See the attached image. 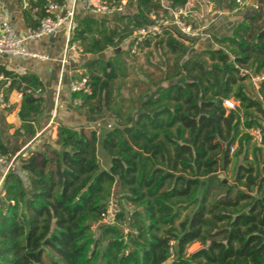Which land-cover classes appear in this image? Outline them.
Here are the masks:
<instances>
[{
	"label": "trees",
	"instance_id": "trees-1",
	"mask_svg": "<svg viewBox=\"0 0 264 264\" xmlns=\"http://www.w3.org/2000/svg\"><path fill=\"white\" fill-rule=\"evenodd\" d=\"M47 1L33 4L38 22ZM166 1L173 11L188 3ZM214 1L228 3L229 11L237 5ZM127 2L136 13L81 16L70 38L90 59L84 77L91 87L90 95H72L81 101L72 108L116 120L102 144L95 131L61 126L60 149L47 142L16 156L0 133V157L14 160L0 198V264H264V141L251 135L264 124V80L256 91L240 76L242 69L264 76V0L233 34L214 36L216 48L195 52L197 39L187 45L168 32L139 45L153 47L164 61L148 62L157 74L134 73L133 85L146 81L139 80L144 89L131 100L121 89L134 57L132 37L154 24L151 16L162 6L161 0ZM125 41L129 50L101 58ZM152 55L149 50L147 60ZM0 74L12 81L8 94H22L18 133L34 136L33 123L44 112L41 80L1 65ZM226 100L236 109H226ZM229 170L230 180L219 177ZM111 201L118 211L108 223ZM134 212L143 234L133 225ZM193 243L200 248L187 254Z\"/></svg>",
	"mask_w": 264,
	"mask_h": 264
},
{
	"label": "crops",
	"instance_id": "crops-1",
	"mask_svg": "<svg viewBox=\"0 0 264 264\" xmlns=\"http://www.w3.org/2000/svg\"><path fill=\"white\" fill-rule=\"evenodd\" d=\"M194 1L190 0L187 3L184 13L187 14L188 18L192 17L196 21L197 18L193 17H199L197 12L201 4L198 6ZM254 1L256 3V0H252L251 3ZM35 2L36 0H0V12L8 19L14 32L20 36L25 35L27 31L32 30V26L39 23L36 16L37 10L33 9ZM227 4L219 5L224 15L226 12H231ZM253 4H251L253 6L252 9L256 8V4ZM194 5L196 6L194 7ZM71 6L72 0H66V7L71 8ZM215 19H218V16L212 18L211 22ZM221 19L222 17L217 21H221ZM205 24L207 25L204 20L202 22L204 28L206 27ZM66 41L64 31L61 30L55 35L26 44L27 48L32 52L48 54L51 57L50 61L42 62L29 58L8 57L0 61L1 66L18 74H36L44 86V91L42 92L45 98L44 112L36 118V123H33L36 130L34 136L18 133L22 132V130L20 131L22 122L19 119L22 97L17 92L8 94L4 90V95L8 103H10L11 108L5 109L0 104V133L5 145L16 156L21 153L40 151L41 146L47 142H50L53 147L60 149L56 142L58 139V129L61 126L76 129L84 127L90 131H95L100 140V145L108 131L107 129L111 127L109 121L112 122V120L105 115L92 116L85 109L72 108V95L69 91V82L71 79H75V75H85L87 56L75 47V45H78L77 43L68 44ZM65 59L67 63L62 65ZM109 164V159L104 158L103 167L109 169ZM4 173L5 169L0 166V198L4 197L2 191Z\"/></svg>",
	"mask_w": 264,
	"mask_h": 264
},
{
	"label": "built area",
	"instance_id": "built-area-1",
	"mask_svg": "<svg viewBox=\"0 0 264 264\" xmlns=\"http://www.w3.org/2000/svg\"><path fill=\"white\" fill-rule=\"evenodd\" d=\"M244 1L237 0L236 3L244 6ZM128 2L127 0L121 1L119 5L115 3H109L104 0H72L71 8H68L59 3L48 0L46 3L47 15L39 22V25L32 30L27 31L25 35H18L14 32L9 23L8 19L0 12V61L5 58H29L36 61H50L51 57L48 54H40L37 52L30 51L26 44L30 42H36L42 40L45 37H49L57 34L61 30L64 31L66 36V42L70 44L71 34L73 29L77 26V20L79 15L81 16H107L113 17L122 15L125 13ZM164 10H169V6H163ZM166 17V18H165ZM157 16L152 15L151 18L154 24L142 29L137 30L132 39L135 41L133 46V52L139 50V45H142L148 40H153L157 37L162 36L166 31H170L175 28L183 40H195L205 34L201 33V28L195 29L192 25L186 24L187 14L184 11H173L169 12V16ZM202 27V26H199ZM204 28V27H202ZM173 31V30H171ZM208 36V34L206 35ZM75 47L82 53L83 50L78 46ZM66 59L63 60L62 65H65ZM240 76L248 78L249 82L253 83L256 91H259L260 84L264 80V76L255 75L252 70H240ZM12 84L9 78L0 74V104L5 109H10L11 105L8 103L4 90H7ZM69 91L71 95L76 93H84L86 95L91 94V87L86 77H79L71 79L69 82ZM22 97V94L19 93ZM74 105H81V101L75 99L72 101ZM237 104L234 100H226L224 107L228 110H235ZM251 134L254 137V141L258 144H262L264 141V124L262 128L252 130ZM14 161V160H13ZM13 161L7 162L4 158L0 157V166L5 169L4 176L10 170L13 165ZM114 201L110 202L107 218L105 222L112 223L115 219V214L118 211V205ZM113 206L115 209H113Z\"/></svg>",
	"mask_w": 264,
	"mask_h": 264
},
{
	"label": "rangeland",
	"instance_id": "rangeland-1",
	"mask_svg": "<svg viewBox=\"0 0 264 264\" xmlns=\"http://www.w3.org/2000/svg\"><path fill=\"white\" fill-rule=\"evenodd\" d=\"M251 1L252 0L244 1V6L236 3L237 5L232 8V11L226 12V14L224 15L222 8L214 0H195L194 1V2H196L195 4H198V6H199V4H201V6L197 12V15L200 18L197 16H194L193 18H197L196 21H194V19H192V17L187 18L184 21L186 24L188 23V24L192 25L195 29L201 28V33H203L205 35L202 37H199L196 40V47L193 51L197 52L198 50L204 49L206 47H211V46L216 48L217 43H216L214 36L222 37V36H227V35L233 34L234 29L237 27V25L240 22H243L247 17L253 15V11L255 8L252 9L253 6H251V4L252 3L256 4V8H257V4H258L257 0H256V3H255V1L251 3ZM189 2H190V0H188V3ZM160 3H161L162 7L163 6H169V4L167 3L166 0H161ZM195 6L196 5H194V7ZM180 10L184 11L185 8H182ZM164 11H166V10H164L163 8H162V10H159L157 12L158 16H161V15H162V17L169 16V14L168 13L166 14ZM167 12L171 13V9L167 10ZM134 13H136V9H135L134 5H128L124 14L125 15H131ZM193 15H194V13H193ZM216 16H218V19L220 17H222L221 21H217L218 19H215L213 22H211V19L216 17ZM204 20H205V23H207V25L205 24L206 27L202 28V27H204V26H202V22H204ZM113 25H115V24H113ZM199 26H202V27H199ZM171 30H173V31H171ZM171 30L166 31V32L173 34L175 37H179V34L175 28H172ZM207 34H208V36H206ZM179 38L182 40L181 37H179ZM183 41H185V38ZM185 43L187 45H189L191 43V41L186 40ZM128 45H129L128 41H125L120 48L115 49V50L117 53L121 52V50L127 51V50H129ZM115 50L106 51L104 54L101 55V58L104 60L110 59L113 56V54L115 53ZM149 50H152L153 55L150 57L149 60H147V53L149 52ZM131 54L134 57L133 58L131 57V59L127 60V66H128V77L126 78L127 85H126V87H123L121 89L122 98H125L127 100H131V98H137L140 90L144 89V86L142 83L139 85L140 79L146 81V79H144L142 77H140L138 79V81L136 83H134V85L132 84L133 80L136 78L134 76V73L135 72L144 73L148 70V71H154L155 74H157V72L149 65L148 62L150 61L153 63H159V62L162 63L164 61V58H162L157 52H155L153 50V47H151L150 49L138 50L135 53L132 51ZM86 60H87L86 62H88V60H90V59L87 57ZM170 63L172 64L173 61H171ZM161 68L163 71H165L166 65L163 64ZM85 71L87 73V71H88L87 67L85 68ZM86 73H84V74H86ZM84 76H86V75H75V78L84 77ZM246 83H248V81H246ZM132 86H134L135 88H134V91L131 92L128 89V87L131 88ZM114 93L116 94V92H114ZM250 94H253L252 90H251ZM133 104H135V103L133 102ZM130 119H131V117H130ZM109 123H111V126H114L116 124V120H112V122L109 121ZM108 130H111V127H109ZM251 134H253L252 131H251ZM236 148L237 147L234 146V148L231 150V152H233V150ZM230 170H231V168H230ZM230 170L226 171V172H220L219 176H222L224 178H228L230 180L231 175H232V172ZM113 205H115V203H113ZM116 205H118V204H116ZM113 209H115L114 206H113ZM132 219H133L134 227L141 234H143L144 233V225H143V221H142L140 215H138L134 212ZM199 248H200L199 243H193L188 247L187 254H191V253L195 252L196 250H198Z\"/></svg>",
	"mask_w": 264,
	"mask_h": 264
},
{
	"label": "water",
	"instance_id": "water-1",
	"mask_svg": "<svg viewBox=\"0 0 264 264\" xmlns=\"http://www.w3.org/2000/svg\"><path fill=\"white\" fill-rule=\"evenodd\" d=\"M115 53H117L116 50H115ZM219 177L222 178V179H224V177H222V176H219Z\"/></svg>",
	"mask_w": 264,
	"mask_h": 264
}]
</instances>
